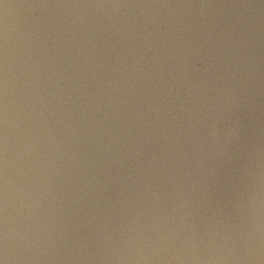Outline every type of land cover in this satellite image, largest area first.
<instances>
[{
    "label": "water",
    "instance_id": "1",
    "mask_svg": "<svg viewBox=\"0 0 264 264\" xmlns=\"http://www.w3.org/2000/svg\"><path fill=\"white\" fill-rule=\"evenodd\" d=\"M0 264H264V0H0Z\"/></svg>",
    "mask_w": 264,
    "mask_h": 264
}]
</instances>
